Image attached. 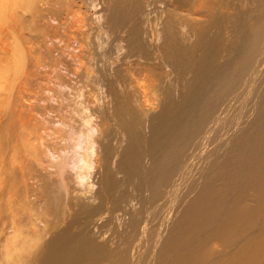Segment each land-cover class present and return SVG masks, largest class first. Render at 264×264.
<instances>
[{"label":"bare ground","instance_id":"obj_1","mask_svg":"<svg viewBox=\"0 0 264 264\" xmlns=\"http://www.w3.org/2000/svg\"><path fill=\"white\" fill-rule=\"evenodd\" d=\"M0 264H264V0H0Z\"/></svg>","mask_w":264,"mask_h":264},{"label":"rangeland","instance_id":"obj_2","mask_svg":"<svg viewBox=\"0 0 264 264\" xmlns=\"http://www.w3.org/2000/svg\"><path fill=\"white\" fill-rule=\"evenodd\" d=\"M47 72H48V67H42V69L40 70V77H38V80H39L38 81V87L40 90L39 95H40V97L45 98V99L39 98L38 104H39V106H41L43 108H45V107L49 108V107H51V105H55L58 103V101L56 99L57 95L54 98H48L50 95L53 94V91H48V90L45 91L44 90V88L46 86H48L49 84H51V86H54V87L58 86L57 84L55 85V83H53V82H51V83L49 82V80L46 78ZM56 81L58 82V79H56Z\"/></svg>","mask_w":264,"mask_h":264}]
</instances>
